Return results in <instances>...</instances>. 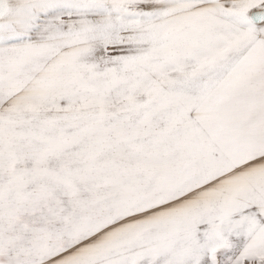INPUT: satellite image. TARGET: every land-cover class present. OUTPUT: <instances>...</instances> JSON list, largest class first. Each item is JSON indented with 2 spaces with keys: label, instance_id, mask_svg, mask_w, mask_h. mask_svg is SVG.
Returning a JSON list of instances; mask_svg holds the SVG:
<instances>
[{
  "label": "snow or ice",
  "instance_id": "1",
  "mask_svg": "<svg viewBox=\"0 0 264 264\" xmlns=\"http://www.w3.org/2000/svg\"><path fill=\"white\" fill-rule=\"evenodd\" d=\"M0 264H264V0H0Z\"/></svg>",
  "mask_w": 264,
  "mask_h": 264
}]
</instances>
